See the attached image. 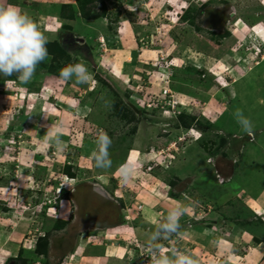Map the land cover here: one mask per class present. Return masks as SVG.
I'll return each instance as SVG.
<instances>
[{"label": "rangeland", "instance_id": "1", "mask_svg": "<svg viewBox=\"0 0 264 264\" xmlns=\"http://www.w3.org/2000/svg\"><path fill=\"white\" fill-rule=\"evenodd\" d=\"M25 4L48 56L27 82L0 74V264H150L148 235L177 201L182 234L166 248L264 264V203L246 199L264 183V0ZM81 58L89 81L62 79ZM57 124L63 152L45 140Z\"/></svg>", "mask_w": 264, "mask_h": 264}, {"label": "clouds", "instance_id": "2", "mask_svg": "<svg viewBox=\"0 0 264 264\" xmlns=\"http://www.w3.org/2000/svg\"><path fill=\"white\" fill-rule=\"evenodd\" d=\"M47 44V36L26 11L14 4H0V74L5 76L18 74L23 82L31 80L37 66L48 56ZM60 76L65 81L75 78L79 83H86L91 78L82 58L79 63L63 68ZM234 116L243 131L251 136L252 121L240 109L234 112ZM62 133V124L51 127L45 133V140L53 141L58 152L66 149V145L60 139ZM95 143L96 150L92 153L94 166L106 170L112 164L108 151L112 143L111 138L103 129H99ZM135 171L134 163L122 165L119 169L121 181L130 182ZM184 212L185 205L177 201L176 207L168 210L163 221H157L155 230L148 235L150 264H198V260L187 251L169 249L160 243L174 235L182 234L179 220Z\"/></svg>", "mask_w": 264, "mask_h": 264}, {"label": "crops", "instance_id": "3", "mask_svg": "<svg viewBox=\"0 0 264 264\" xmlns=\"http://www.w3.org/2000/svg\"><path fill=\"white\" fill-rule=\"evenodd\" d=\"M6 1H8V0H0V4H14V2H16L15 3V5H17L18 7H20L21 9H23V10H28L27 9V5L25 4V3H27V0H14V2H12V3H9V2H6ZM33 1V0H32ZM35 1V0H34ZM60 0H51V2H55V3H57V2H59ZM4 2H6V3H4ZM36 2H39V1H36ZM44 4V3H43ZM65 4H67V3H65ZM52 23H55V19H54V21H51ZM50 25H52V26H55L54 24H50ZM51 27V26H50ZM261 188L259 189V191H258V193L257 194H250L249 193V195H248V193H247V191L245 192H242V194H244V193H247V195H246V199L248 200V202H252L251 204H250V206L252 207L253 206V204L255 203V210L252 208V209H250L251 211L250 212H256V210H258V209H260L261 208V203H264V183L260 186ZM262 191V192H261ZM241 196H244V195H241ZM257 201V202H256ZM261 201V202H260ZM260 203V204H259ZM262 209V208H261ZM253 214V213H252ZM228 218V217H227ZM254 219H256V218H254ZM226 220H228V219H226ZM237 220H239V219H230L229 221L231 222L232 221V224L233 225H237V227L239 228V221H237ZM249 222V221H248ZM251 232V231H250ZM248 230H246V229H244L243 228V230H242V233H245V236H247L248 238L249 237H251V233H250Z\"/></svg>", "mask_w": 264, "mask_h": 264}, {"label": "trees", "instance_id": "4", "mask_svg": "<svg viewBox=\"0 0 264 264\" xmlns=\"http://www.w3.org/2000/svg\"><path fill=\"white\" fill-rule=\"evenodd\" d=\"M67 169L65 170V173L69 176L72 177V174L69 172L68 167H66ZM170 197L173 196V194H169Z\"/></svg>", "mask_w": 264, "mask_h": 264}]
</instances>
